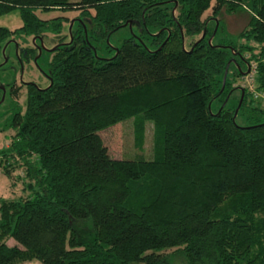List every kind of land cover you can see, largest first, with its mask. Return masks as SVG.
Here are the masks:
<instances>
[{"label": "trees", "instance_id": "16d2710c", "mask_svg": "<svg viewBox=\"0 0 264 264\" xmlns=\"http://www.w3.org/2000/svg\"><path fill=\"white\" fill-rule=\"evenodd\" d=\"M211 1L0 0L21 20L0 26V44L60 32L66 18L36 10L80 22L46 53L47 85L28 83L4 124L0 170L21 167L27 194L0 199V264H264V107L235 84L252 67L264 91V0H214L249 11L239 36L252 43L238 45L207 41ZM128 22L146 40L98 56ZM126 119L135 153L112 158L99 131Z\"/></svg>", "mask_w": 264, "mask_h": 264}, {"label": "rangeland", "instance_id": "374dc122", "mask_svg": "<svg viewBox=\"0 0 264 264\" xmlns=\"http://www.w3.org/2000/svg\"><path fill=\"white\" fill-rule=\"evenodd\" d=\"M35 14L40 19H49L52 17L60 16L66 18L63 21V25L58 34H46L42 39V45L44 48L50 49L54 44H67L70 41V29L74 30L80 23L78 19H75L77 14L76 11L72 10H60L52 9L48 11L36 10ZM207 18V27L210 29V35L207 36V41L211 44L229 42L234 44H251L252 42L245 41L239 36V32L245 27L249 19V11L245 7L238 8L236 11L227 13L223 7L216 8V2L211 1L208 8H206L202 14L201 19ZM84 25L87 26L86 21H83ZM21 25V20L19 18L16 9L8 11L6 13L0 14V26L6 27L8 29H14ZM85 29L82 27V35H84ZM202 35V34H201ZM64 36V37H63ZM132 36L135 40L139 39L146 40V36H142L141 30L136 23H132L130 26L120 27L113 33H111L107 40L100 46L97 45L96 53L98 56L108 57L114 52V49L121 43L122 39ZM60 37H63L59 40ZM31 38L27 37L25 42L18 41V45L15 43L0 44V87L4 89L3 98L0 102V148L7 145L9 142V137L12 135L13 130L10 128H4V124L8 118L11 105L14 102L17 104H22L24 100V91L21 88L17 95L13 97L15 100L8 95V85L11 83H34L38 88H43L47 85V79L45 74L47 68L45 66L46 55L42 53L35 62L32 60H27L19 62L16 54H20V51L30 43ZM145 43H147L145 41ZM108 47L109 51H106L104 47ZM16 53V54H15ZM236 85L245 84V79L236 78ZM233 96L236 92L232 93ZM1 97V96H0ZM234 102V99H232ZM212 110L215 109V104L211 105ZM151 132L152 125L150 122L145 123L144 130V140L142 146L141 155L145 158L151 157ZM100 138L105 145L107 152L110 157L116 159H131L135 153V148L133 146V134H132V120L126 119L124 121L118 122L112 126H109L101 131H99ZM22 168H15L7 176L3 174L0 170V199H12L17 197H25L27 191L23 189L22 180L23 177ZM8 245L16 244L11 238L7 239ZM173 249H167L162 251V253H169ZM170 264H181V256L175 254L169 258ZM16 264H42L37 259H31L27 261H21Z\"/></svg>", "mask_w": 264, "mask_h": 264}, {"label": "flooded vegetation", "instance_id": "af4514ba", "mask_svg": "<svg viewBox=\"0 0 264 264\" xmlns=\"http://www.w3.org/2000/svg\"><path fill=\"white\" fill-rule=\"evenodd\" d=\"M27 38V37H26ZM26 38L23 42L26 41ZM18 41L22 42V39H19ZM18 41H15V40H12V39H9V43L7 44H10V43H15L16 45H18ZM22 42V43H23ZM27 43V42H25ZM41 42V39H34V38H31L30 40V43L27 44V46H25L21 51H20V54L17 52L16 54V57L18 59L19 62H22V61H26L28 62L27 60H32L33 62H35L36 58H38L42 53H46L48 52V49L47 48H44L43 45L41 46L40 45ZM6 44V46H7ZM32 49H34L35 51V54L31 57V58H25V54H26V51H31ZM38 56V57H37ZM45 77L47 79V74H45ZM48 80V79H47ZM28 83H31L33 85H35L34 83H32L31 81L28 82ZM28 83H20V84H14V83H11L8 85L7 89H8V94H9V97L12 98L13 100L14 99V95L16 94L17 95V92L23 88V91L25 92V86L28 84ZM36 86V85H35ZM37 87V86H36ZM4 90V89H3ZM0 91H1V87H0ZM11 93H13V95H11ZM1 96V95H0ZM13 106V104H12Z\"/></svg>", "mask_w": 264, "mask_h": 264}, {"label": "built area", "instance_id": "2783aa9c", "mask_svg": "<svg viewBox=\"0 0 264 264\" xmlns=\"http://www.w3.org/2000/svg\"><path fill=\"white\" fill-rule=\"evenodd\" d=\"M247 72L248 73H246L243 76V78L245 79V84H243L242 86L247 88V90L250 92V95L253 98V100L258 101L260 103V105L262 107H264V91L254 88V84L252 82V73H253L252 67H251V69L248 68Z\"/></svg>", "mask_w": 264, "mask_h": 264}, {"label": "water", "instance_id": "95a60500", "mask_svg": "<svg viewBox=\"0 0 264 264\" xmlns=\"http://www.w3.org/2000/svg\"><path fill=\"white\" fill-rule=\"evenodd\" d=\"M131 25V23L130 22H128V26H130ZM40 45L42 46V43H40ZM53 49V47L52 48H50V49H48V50H52ZM226 70V69H225ZM3 93H4V90H3V88L1 87V97H0V102H1V100H2V98H3Z\"/></svg>", "mask_w": 264, "mask_h": 264}]
</instances>
